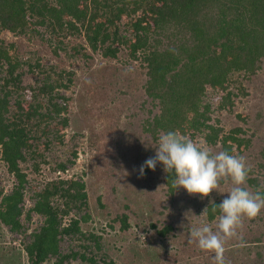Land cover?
I'll use <instances>...</instances> for the list:
<instances>
[{
    "label": "trees",
    "instance_id": "trees-1",
    "mask_svg": "<svg viewBox=\"0 0 264 264\" xmlns=\"http://www.w3.org/2000/svg\"><path fill=\"white\" fill-rule=\"evenodd\" d=\"M42 29L51 34L48 43L56 56L65 49L64 38L80 35L88 48L72 45L71 57L88 60L100 52L117 58L124 47L131 59L141 60L145 70L134 72L145 74L142 103L152 105L143 130L154 140L174 130L198 146L202 137L208 145L219 144L221 151L237 156L250 149L252 139L245 128L236 126L226 132L213 122V105L206 98L216 93L217 108L233 111L238 85L233 76L250 78L262 68L264 0H0V32L44 39ZM25 47L22 41L0 37V155L15 178L10 192L0 188V220L11 233L25 234L22 243L29 264H45L52 258L55 264L73 260L97 264L91 252L93 247L102 250V236L83 229L93 218L87 182L83 175L62 176L69 163L75 164L78 153L74 150L73 160L56 163L45 154L64 143L70 98L62 90L70 88L74 72L42 64L40 59L33 62L27 57L33 52ZM26 66L37 74L35 84H23ZM116 75L112 72L100 79L102 91H115ZM124 87L121 92L130 94L134 86L127 81ZM240 90L246 94L244 88ZM111 102L104 101L101 108L106 110L100 113L112 107L117 110ZM238 117L244 120L247 115ZM43 165L49 166L47 175H59L28 190L30 173H40ZM174 180L173 174L165 172L172 196L179 188ZM29 191L33 202L27 206ZM214 203L206 209L210 221L220 215L219 209L213 212ZM36 216L41 220L33 226ZM117 222L124 231L132 226L126 211L111 218L110 227ZM173 230L172 224H165L159 233L166 236ZM66 237L76 247L64 252Z\"/></svg>",
    "mask_w": 264,
    "mask_h": 264
},
{
    "label": "rangeland",
    "instance_id": "rangeland-1",
    "mask_svg": "<svg viewBox=\"0 0 264 264\" xmlns=\"http://www.w3.org/2000/svg\"><path fill=\"white\" fill-rule=\"evenodd\" d=\"M42 33L44 39L40 35L30 38L10 32H0V37L22 41L26 45L25 51L33 52L27 53L33 62L40 59L42 64L56 65L58 70L74 72L72 85L62 90V94L70 98V122L62 131L64 143L46 150L45 154L52 163H56L73 160L74 150L78 153L75 164L69 163L68 171L62 176L83 175L87 182L93 218L83 225V229L102 236V250L93 247L91 252L97 256V264L104 261L111 264H215L214 253L202 251L191 238L190 230L202 223L211 225L215 230L219 215L210 221L206 209L216 201L221 203L228 195L234 186L231 179L222 178L217 189L201 198L200 194H190L183 187H179L175 195H170L165 183V171L159 162L155 170L145 168L141 175L140 166L155 155L159 141L143 130L152 105L150 102L142 103L146 98L143 94L145 74L134 72L144 69L141 60L131 59L124 47H121L117 58L105 57L100 52L92 53L88 60L71 57L72 45L81 44L83 48H88L86 40L80 35L64 38L65 49H61L59 56H56L48 43L51 34L46 29H42ZM112 72H117V85L113 86L115 91H102L100 79L109 77ZM36 78L37 74L26 66L23 84H35ZM233 79L238 84L233 111L217 108L220 96L216 93H210L206 100L213 105V122H218L226 132L242 126L246 129L245 135L252 139L250 149L242 156L251 168L244 186L256 192L264 186V62L256 75L248 78L236 73ZM127 81L134 87L130 88V94H123L121 91L125 89L124 83ZM240 88H244L246 94H242ZM59 101L63 102L61 99ZM104 101L117 105L118 109L113 110L112 107L100 113V109L106 110L101 108ZM120 111L122 115L119 118ZM240 114H246V119L238 117ZM198 142L201 148L212 154L221 152L219 144L210 146L202 137ZM49 171V166L43 165L40 173H30L27 189L31 190L33 184L44 185L49 178L59 175L56 172L49 176ZM14 182V176L7 171L0 155V188L10 192ZM256 183L260 184L257 189ZM31 193L29 191L26 195L27 206L33 202ZM123 211L130 215L132 226L125 231L120 228L119 222L115 223V227H110L111 218ZM40 220L38 216L34 217L33 226ZM165 224H172L174 230L162 236L159 230ZM237 233V237L225 241V264H264V209L255 217H242ZM24 236L11 233L0 220V264H29L22 243ZM241 236L243 241L239 239ZM75 245L73 240L66 237L62 251L75 248ZM45 264H55V259ZM65 264L90 263L73 260Z\"/></svg>",
    "mask_w": 264,
    "mask_h": 264
},
{
    "label": "clouds",
    "instance_id": "clouds-1",
    "mask_svg": "<svg viewBox=\"0 0 264 264\" xmlns=\"http://www.w3.org/2000/svg\"><path fill=\"white\" fill-rule=\"evenodd\" d=\"M164 171L175 177L174 187H183L190 194L207 196L218 188L222 178H230L233 187L221 203L213 205V212L220 211L215 230L202 223L190 230V236L202 251L214 253L215 264H225V241L237 237L242 217H255L264 209V191H250L245 187L251 168L242 156L230 154L228 150L216 154L201 148L176 131H168L159 137L155 155L140 166L155 170L157 163ZM243 241V237H239Z\"/></svg>",
    "mask_w": 264,
    "mask_h": 264
}]
</instances>
